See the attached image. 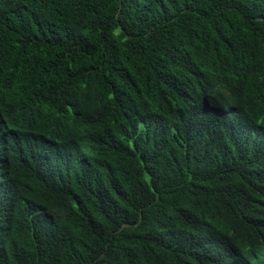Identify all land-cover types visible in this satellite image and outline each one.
I'll return each instance as SVG.
<instances>
[{"label": "trees", "instance_id": "trees-1", "mask_svg": "<svg viewBox=\"0 0 264 264\" xmlns=\"http://www.w3.org/2000/svg\"><path fill=\"white\" fill-rule=\"evenodd\" d=\"M213 52L222 87L185 100ZM0 77L34 108L0 264H211L205 227L264 262V0H0Z\"/></svg>", "mask_w": 264, "mask_h": 264}, {"label": "clouds", "instance_id": "clouds-1", "mask_svg": "<svg viewBox=\"0 0 264 264\" xmlns=\"http://www.w3.org/2000/svg\"><path fill=\"white\" fill-rule=\"evenodd\" d=\"M225 76L219 52L204 56V64L200 67L190 63L182 90L184 99L194 104H209L211 100L200 102L195 101L194 97L205 88L214 90L222 87ZM125 116L126 112L123 111L122 117ZM33 117L34 108L29 101L11 92L0 77V147L12 146L24 138L32 127ZM205 228L212 232L209 253L211 264H234L239 260H244L245 264H253L254 259L249 260L247 256L253 247L246 229L236 231L232 228Z\"/></svg>", "mask_w": 264, "mask_h": 264}]
</instances>
